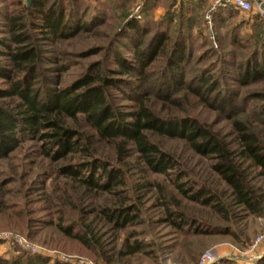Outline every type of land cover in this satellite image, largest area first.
<instances>
[{
  "label": "trees",
  "instance_id": "trees-1",
  "mask_svg": "<svg viewBox=\"0 0 264 264\" xmlns=\"http://www.w3.org/2000/svg\"><path fill=\"white\" fill-rule=\"evenodd\" d=\"M3 2L12 9L0 11L7 34L0 37V57L4 58L0 60V161L24 142H36V153L42 158L33 164L42 169L33 174L42 183L40 189L30 185L27 191L42 192L40 197L50 215L37 223L52 227L97 261L122 264L125 257L145 252L148 246L140 238L141 231H127L129 226L145 223L146 194L154 192L165 207L162 220L180 231L205 235L215 228L196 223L198 217L184 207L173 209L176 203L170 200L174 195L149 174L172 176L174 189L184 198L227 221L234 210L263 213L264 87L251 91L253 101H248L247 107H239L237 102L240 89L264 84V28L256 33L253 50L241 53L244 61L236 62L233 50L214 51L216 63L201 65L202 59L195 58L189 42L198 23L199 3L183 2L177 10L169 8L158 22L151 18L139 27L131 26L133 20L122 22L101 48L104 60L61 86V73L69 64L43 42L58 45L84 33H96L103 22L100 8L93 7L90 0H33L31 6L23 0ZM236 12L217 9L212 13L213 22L224 23ZM231 82L236 89H230ZM126 88V98L134 106L122 110L114 102L113 92ZM154 100L162 107H155ZM259 100H263L260 105ZM195 102L229 121L236 147L193 115L187 106ZM251 104L259 111L251 112ZM251 115L262 129L250 121ZM159 138L182 140L196 155L209 159L210 175L224 184V191H219L214 179L184 181L189 176L187 170L162 148ZM134 156L140 180L131 182L126 166ZM43 158L54 166L48 179L55 174L66 182L60 194L43 192L49 181L41 176L48 170ZM251 168L257 171V181ZM12 180L0 181V199ZM4 210H0L1 216L20 218L30 234L39 226L24 209ZM45 262L41 256L27 254L12 260L0 258V264Z\"/></svg>",
  "mask_w": 264,
  "mask_h": 264
},
{
  "label": "rangeland",
  "instance_id": "rangeland-1",
  "mask_svg": "<svg viewBox=\"0 0 264 264\" xmlns=\"http://www.w3.org/2000/svg\"><path fill=\"white\" fill-rule=\"evenodd\" d=\"M188 1L199 3L198 23L195 25L194 35L190 37L189 42L195 58L202 59L200 64L215 62L217 54L214 56V51L232 53L233 50V59L236 62L244 61L246 58L241 53H249L253 50L256 45V33L264 28V17L256 18L254 11L233 13L226 22L215 25L213 21L210 24L206 18L214 0H203V3L200 0H90L93 7L100 8L99 13H101L103 21L96 27V33H84L74 39L63 40L58 45L51 46V42H43L45 48L50 51L57 50L69 64V68L61 73V86L72 83L94 62L104 60L105 51H101V48L108 43V36L110 37L122 22L133 20L131 24L133 27H139L151 18L158 22L167 15L169 8L177 10L180 3ZM32 2L33 0H23V4L28 6H31ZM11 9L12 7L0 0V11L8 13ZM4 19L0 15V37L7 35L4 29ZM200 29H202V33H200ZM2 59L4 58L0 57V60ZM196 65L195 69H197ZM47 73L50 72L47 71ZM45 85L44 82L43 87ZM229 87L230 89L237 88L232 82ZM262 87L264 84H255L251 86L252 90L246 88L243 91L240 89L238 93L241 96L237 102L238 106L247 107L248 101H253L251 100V91L262 89ZM128 93V88L124 91L114 90L113 92L114 102L122 110L134 106V102L126 98ZM154 103L158 109L162 107L161 102L154 100ZM261 103L263 100H259V105ZM252 104L249 110L253 113L259 111ZM187 108L201 121L212 125L231 143L232 147H236L235 135L229 121L224 116L198 102L187 106ZM249 119L258 128L262 127L252 115ZM158 141L162 148L174 155L182 167L187 170L189 176L184 181L214 179L219 191H224V184L217 177L210 175L209 159L196 155L182 140L159 138ZM108 151L105 149V152ZM135 157L127 160L126 166L131 182L140 180V169ZM40 158L36 153V142L26 141L11 156L0 161V181H5L9 177L14 179L6 186V195L3 200L0 199L2 200L0 210L5 208L4 212L11 213L10 211L24 209V214L27 217L36 219L35 223L49 219L50 215L45 210L44 202L40 197L42 192L34 191L30 194V191H27L30 185L31 188L35 185L36 189H40L39 183H42V179L33 174L37 169H42L39 165L33 164L35 161H40ZM42 161L47 165L50 164L44 158ZM51 166L53 165L47 166L46 175L43 174L44 172L41 174L43 179L47 180L53 173ZM251 173L252 178L257 181L259 178L257 179L256 169L251 168ZM149 178L158 180L168 187V192H171L175 198L170 200L171 203L173 201L176 203V206L172 205L173 209H177V206L184 207L195 213L194 217H198L196 223H209L215 228L211 230L210 234L205 235L180 231L162 220L163 217H166L165 207L161 205L154 192L146 194L143 218L145 223L141 226H129L127 231H141L140 238L148 246L145 252L125 257L122 264H197L200 257L208 251L214 253L215 262L213 264H264V211L260 215H251L234 210L235 214L232 215V219L227 221L208 207L184 198L174 189L170 181L172 176L167 179L165 176L149 174ZM48 180V187L43 192L55 191L60 194L61 190L66 187L65 180L61 181L55 177V174ZM11 217H0V258L12 260L27 254L31 257H43L46 261L45 264H107L105 261H97L92 258L86 250L72 240L64 238L52 227H43L40 222L37 223L39 226L34 227L35 230L33 228L34 233L30 234L26 229L27 224H24L20 218L17 220ZM107 233L109 235L110 232ZM256 241L259 243L253 247Z\"/></svg>",
  "mask_w": 264,
  "mask_h": 264
},
{
  "label": "built area",
  "instance_id": "built-area-1",
  "mask_svg": "<svg viewBox=\"0 0 264 264\" xmlns=\"http://www.w3.org/2000/svg\"><path fill=\"white\" fill-rule=\"evenodd\" d=\"M217 9H233L240 13L254 11L256 15L264 17V0H214L206 15V18L210 24L213 21L212 13ZM259 241H256L253 247H256ZM214 262V253L212 251H208L200 257L197 264H213Z\"/></svg>",
  "mask_w": 264,
  "mask_h": 264
},
{
  "label": "water",
  "instance_id": "water-1",
  "mask_svg": "<svg viewBox=\"0 0 264 264\" xmlns=\"http://www.w3.org/2000/svg\"><path fill=\"white\" fill-rule=\"evenodd\" d=\"M29 3H30V1H29Z\"/></svg>",
  "mask_w": 264,
  "mask_h": 264
}]
</instances>
